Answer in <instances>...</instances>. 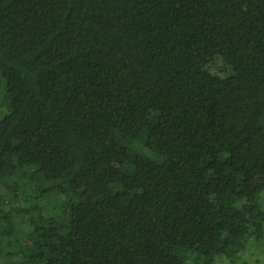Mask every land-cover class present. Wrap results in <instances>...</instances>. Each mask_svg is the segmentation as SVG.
Returning a JSON list of instances; mask_svg holds the SVG:
<instances>
[{"label": "trees", "instance_id": "obj_1", "mask_svg": "<svg viewBox=\"0 0 264 264\" xmlns=\"http://www.w3.org/2000/svg\"><path fill=\"white\" fill-rule=\"evenodd\" d=\"M0 264H264V0H0Z\"/></svg>", "mask_w": 264, "mask_h": 264}]
</instances>
